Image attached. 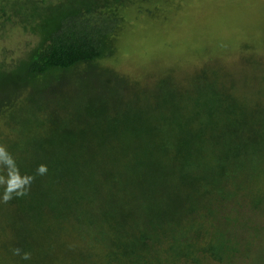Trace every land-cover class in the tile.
Here are the masks:
<instances>
[{
    "label": "trees",
    "instance_id": "16d2710c",
    "mask_svg": "<svg viewBox=\"0 0 264 264\" xmlns=\"http://www.w3.org/2000/svg\"><path fill=\"white\" fill-rule=\"evenodd\" d=\"M154 1L0 0V145L23 174L48 168L0 202V264L248 261L264 208V75L254 101L239 97L249 77L221 61L156 79L118 69L129 14L154 19ZM14 30L27 39L12 49Z\"/></svg>",
    "mask_w": 264,
    "mask_h": 264
},
{
    "label": "rangeland",
    "instance_id": "374dc122",
    "mask_svg": "<svg viewBox=\"0 0 264 264\" xmlns=\"http://www.w3.org/2000/svg\"><path fill=\"white\" fill-rule=\"evenodd\" d=\"M152 4L151 8L157 11L154 19L134 11L129 14L127 29L119 43L118 69L156 79L173 71L181 77V70V74L185 70L190 75L208 60L216 62L211 69L217 70V61H221L231 74L249 77V82L240 80L246 89L239 97L256 101L257 82H252L254 78H262L264 71L260 72L259 65L250 67L244 63L254 57L264 65V0H156ZM26 39L14 30L2 44L14 49ZM259 214L253 225L259 233L256 241L245 233L247 243L255 241L248 261L237 264H256L260 257L264 258V208ZM79 243L86 250L91 245L85 240ZM67 244L74 248L71 240ZM101 249L93 254L105 255V249ZM103 260L97 256L92 262L103 264ZM71 261L69 257L65 264Z\"/></svg>",
    "mask_w": 264,
    "mask_h": 264
},
{
    "label": "clouds",
    "instance_id": "9594fccd",
    "mask_svg": "<svg viewBox=\"0 0 264 264\" xmlns=\"http://www.w3.org/2000/svg\"><path fill=\"white\" fill-rule=\"evenodd\" d=\"M47 165L41 164L37 167L34 175L23 174L16 158L8 151L5 145H0V202L10 203L13 199L23 198L30 194L31 186L37 176H46ZM16 256H21L23 260H30V252H22L21 249L12 250Z\"/></svg>",
    "mask_w": 264,
    "mask_h": 264
}]
</instances>
